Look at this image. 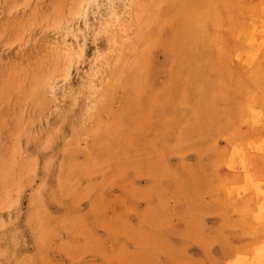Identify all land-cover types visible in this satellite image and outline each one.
I'll return each instance as SVG.
<instances>
[{
    "label": "rangeland",
    "instance_id": "obj_1",
    "mask_svg": "<svg viewBox=\"0 0 264 264\" xmlns=\"http://www.w3.org/2000/svg\"><path fill=\"white\" fill-rule=\"evenodd\" d=\"M156 1L0 0V264H264V239L257 243L253 226L237 223L233 209L226 218L217 206H205L212 194L228 204L250 196L246 203L264 215V178L249 162L252 153L264 157V116L239 120L228 135L210 139L203 154L221 160L197 191L199 207L208 210L197 216L188 209L192 198L177 191L181 173L161 174L157 166L184 161L192 170L199 153L164 155L157 118L147 128L137 122L121 130L124 149L114 148L116 113L126 97L112 79L117 67L138 60L131 37L137 49L143 45L140 20L157 17ZM261 16L256 30L237 34L239 45L264 41V9ZM55 42L57 60L43 67L37 85L38 124L46 129L32 130L35 115L22 124L19 112L29 107L15 85H5L6 69L32 65ZM151 56L153 66L166 58L158 46ZM256 63L253 54L241 55L246 70ZM104 89L111 108L97 113ZM98 122L112 131L103 146L95 141ZM66 167L71 176L62 180ZM231 175L245 178L224 180Z\"/></svg>",
    "mask_w": 264,
    "mask_h": 264
},
{
    "label": "bare ground",
    "instance_id": "obj_2",
    "mask_svg": "<svg viewBox=\"0 0 264 264\" xmlns=\"http://www.w3.org/2000/svg\"><path fill=\"white\" fill-rule=\"evenodd\" d=\"M156 2L157 17L140 20L139 33L143 45L137 49L135 36L131 37L132 50L138 54V60L132 64L127 61L125 65L115 69L111 84L124 85L126 105L116 113L117 131L113 143L116 150L123 151L125 139L120 136L121 130H127L128 127L132 129L131 126L137 122L147 128L157 118L159 128L155 127L154 132L162 133L159 141L160 151L164 149V155L167 151L176 149L196 150L199 157L192 170L186 169L190 164L184 161L179 168L164 164V161L157 168L161 174L171 173L177 168L181 173L180 177L176 175V179H179L175 181L177 191L192 198L188 209L197 216L208 212L207 209L199 207L197 191L202 183H207L214 176L212 164L221 160L217 156L207 159V155L203 154L204 148H208L210 144V139L213 135H228L231 127L234 128L239 120L249 122L252 121V116L256 120L264 116V41L260 43L258 39H254L247 45H239L236 41L240 31L256 30L262 20L264 0ZM57 44L55 42L46 45L40 56L32 61V65L23 62L6 69L5 85H15L22 102L29 107V110L27 108L19 112L23 117L22 124L30 112L35 115L28 126L32 130L46 129L38 124V109L43 105V101L38 97L40 90L37 85L43 67L55 60ZM156 46L162 48L166 54L164 62L159 66L151 65V52ZM114 48L116 55L124 61L127 56L121 50L122 45H115ZM244 53L253 54L256 58V68L252 71L246 70L240 64L241 55ZM47 84L51 86L53 83L48 80ZM257 90H260L259 94L256 93ZM97 96L99 97V93ZM100 96L104 101L100 108L98 107L97 113L111 108L107 102L106 89L101 91ZM48 130L53 131L52 127ZM95 131L99 133L95 139L99 145L110 142L109 132L112 131H109L103 122H98ZM249 162L258 177L264 178V157L252 153ZM151 171L149 166L148 172ZM59 174L62 180L69 179V167L62 169ZM244 178L245 176L231 175L224 180ZM153 179L154 173L151 181ZM164 187L165 185L160 183L158 189L164 190ZM207 188H211L210 185H207ZM188 190L192 191L190 196ZM248 199L251 197L248 196L239 203L228 204L222 194L219 197L212 194V201L205 206H217L222 211V217L226 218L227 213L233 209L237 214L235 221L253 226L256 229L254 238L261 244L264 239V215L256 206L252 208L251 203H246ZM241 252L244 253V250Z\"/></svg>",
    "mask_w": 264,
    "mask_h": 264
}]
</instances>
